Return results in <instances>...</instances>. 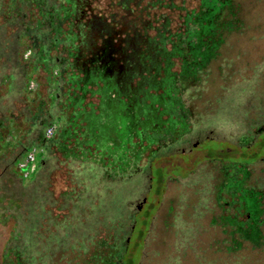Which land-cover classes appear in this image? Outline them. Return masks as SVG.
<instances>
[{
  "label": "rangeland",
  "instance_id": "1",
  "mask_svg": "<svg viewBox=\"0 0 264 264\" xmlns=\"http://www.w3.org/2000/svg\"><path fill=\"white\" fill-rule=\"evenodd\" d=\"M196 2L189 0L193 7ZM6 5L0 0V118L18 105L15 90L24 78L15 79L14 71L21 75V68L13 66L28 60L32 47L46 50V32L41 22L34 24L37 11L54 6L53 0ZM216 21L220 28L229 21L230 28H221L213 57L193 74L177 77L173 86L178 99L172 113L187 123L188 132L158 148L141 171L107 178L85 156L62 159L43 146L34 172L24 177L10 160L25 147L38 146L29 138L0 160V264H105L107 250L94 240L124 224L116 252L133 264L264 261V248L254 252L247 247L246 256L227 261L222 240L228 228L223 232L217 221L210 223L221 213L215 192L227 160L245 162V184L264 193V147L259 146L264 138V0H231ZM17 41L20 48H15ZM16 53L28 57L16 63ZM34 82L28 80L26 88ZM239 98L243 103L237 105ZM49 113L58 126L54 105ZM236 124L239 129L233 131ZM107 131V138H116L112 128ZM217 150L233 153L219 161L213 159Z\"/></svg>",
  "mask_w": 264,
  "mask_h": 264
},
{
  "label": "flooded vegetation",
  "instance_id": "2",
  "mask_svg": "<svg viewBox=\"0 0 264 264\" xmlns=\"http://www.w3.org/2000/svg\"><path fill=\"white\" fill-rule=\"evenodd\" d=\"M53 4L37 13L52 58L46 60L49 77L58 85V99L75 114L70 122L99 137L108 128L115 134L153 133L171 125L173 86L185 55L178 33L193 8L189 0Z\"/></svg>",
  "mask_w": 264,
  "mask_h": 264
},
{
  "label": "trees",
  "instance_id": "3",
  "mask_svg": "<svg viewBox=\"0 0 264 264\" xmlns=\"http://www.w3.org/2000/svg\"><path fill=\"white\" fill-rule=\"evenodd\" d=\"M230 1L197 0L190 12L185 13L181 24L182 32L178 33V37L183 42L186 57L184 55V59L182 58L183 62L177 71V77L193 74L213 57L215 49L222 40L221 28H230L229 21L220 24V28L216 18L223 9H230ZM6 4V7L11 6L14 0H6ZM40 18L38 15L34 22L37 23L35 26L40 23ZM22 37L27 38L25 35ZM47 59H52L47 50H43L42 47H32V56L19 64L21 78H24V81L15 90L17 94L15 103L18 104H14L15 112H8L5 118H0V160L6 159L13 150L21 146L24 139L29 138L38 146L59 153L62 159L85 156L88 160L98 163L107 178L129 176L141 171L144 165L147 167V163L154 157L158 148L179 141L188 132V128L185 129L187 123H182V118L176 114L171 125L161 124L158 126L160 129L153 133H117L115 139H110L102 132H99L100 137L89 130L80 132L81 128L75 121L70 122L75 114L70 109L69 103L64 99H58L60 96L56 89L58 85L49 77L52 65L49 66ZM30 79L35 81L34 87L27 89L26 84ZM6 86L4 89H7ZM177 99L178 97L174 102ZM53 105L59 112L56 118L60 121V125L56 126L51 138L45 139L42 132L52 122L49 120L51 118L49 110ZM176 107L175 111H180L177 103ZM153 145H156V149L152 148ZM259 146L264 147V138L259 142ZM27 148H23L24 151ZM24 151L19 157L11 158L10 164L15 165ZM231 153L233 152L229 150H217L213 159L226 160L231 158ZM252 156L253 154L250 155ZM222 173L223 179L215 192V202L221 213L216 220L212 218L210 223L215 224L217 221L223 232L225 227L228 228L226 237L222 240L223 254L227 261L237 260L239 257H244L245 254L242 253L246 247L254 252L264 248V235L261 232V226L264 224L262 217L264 193L259 188L245 184L248 176L245 162L227 160L222 167ZM125 226L124 224L119 230L108 229L104 231V236L94 240V245L107 250L105 264L111 261L114 264H133L129 257L122 259L121 253L116 252L119 246L118 236ZM111 250L115 251L111 252ZM103 256L104 253L98 255V263L103 261ZM261 264H264V261Z\"/></svg>",
  "mask_w": 264,
  "mask_h": 264
},
{
  "label": "built area",
  "instance_id": "4",
  "mask_svg": "<svg viewBox=\"0 0 264 264\" xmlns=\"http://www.w3.org/2000/svg\"><path fill=\"white\" fill-rule=\"evenodd\" d=\"M34 85L30 83V88H33ZM56 128V123L51 122L49 125H47L42 132V136L45 139L51 138V136L54 134ZM40 146H29L21 155V157L16 161V168L19 170V172L24 177H29L35 170L36 164H37V158L36 154L41 152Z\"/></svg>",
  "mask_w": 264,
  "mask_h": 264
},
{
  "label": "crops",
  "instance_id": "5",
  "mask_svg": "<svg viewBox=\"0 0 264 264\" xmlns=\"http://www.w3.org/2000/svg\"><path fill=\"white\" fill-rule=\"evenodd\" d=\"M18 38V37H17ZM16 43V45H15V48H20V46H17L18 45V41L17 42H15ZM22 47V46H21ZM21 51H22V48L20 49ZM20 50H18L17 52L19 53V51ZM24 52L25 53H28L29 52V48L27 47V46H24ZM22 54V55H17V53H16V56H15V62L16 63H20L21 62V59H27V57L28 56H26L27 54ZM30 58V56L28 57V59ZM26 61V60H25ZM14 68H16V69H18L17 67H19V65H15V66H13ZM14 76H15V79L17 78V77H20L21 75L19 74V73H17V70L16 71H14V74H13ZM41 77H42V75H40ZM43 78V77H42ZM34 85V84H33Z\"/></svg>",
  "mask_w": 264,
  "mask_h": 264
},
{
  "label": "clouds",
  "instance_id": "6",
  "mask_svg": "<svg viewBox=\"0 0 264 264\" xmlns=\"http://www.w3.org/2000/svg\"><path fill=\"white\" fill-rule=\"evenodd\" d=\"M235 103H236L237 105L242 104V103H243V99H242V98L235 99ZM238 129H239V124H236V125L234 126V128H233V131H236V130H238Z\"/></svg>",
  "mask_w": 264,
  "mask_h": 264
}]
</instances>
